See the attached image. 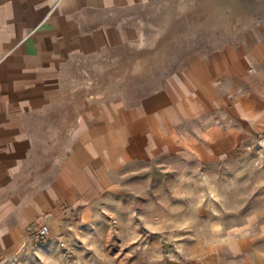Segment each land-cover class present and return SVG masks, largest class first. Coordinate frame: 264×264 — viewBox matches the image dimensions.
<instances>
[{
  "label": "crops",
  "instance_id": "crops-1",
  "mask_svg": "<svg viewBox=\"0 0 264 264\" xmlns=\"http://www.w3.org/2000/svg\"><path fill=\"white\" fill-rule=\"evenodd\" d=\"M154 1L0 0V264L88 223L119 171L187 146L191 119L222 111L262 122L251 80L264 72L263 40L190 54L132 105L71 98L78 58L133 39L135 8ZM234 236L221 253L195 249L194 264H264V232Z\"/></svg>",
  "mask_w": 264,
  "mask_h": 264
},
{
  "label": "rangeland",
  "instance_id": "rangeland-1",
  "mask_svg": "<svg viewBox=\"0 0 264 264\" xmlns=\"http://www.w3.org/2000/svg\"><path fill=\"white\" fill-rule=\"evenodd\" d=\"M134 22L130 41L78 58L71 98L132 105L190 54L264 41V0H155L135 8ZM251 81L264 98V72ZM187 125V146L119 171L88 223L6 264H194L195 249L221 253L238 231L264 232V118L248 126L220 111Z\"/></svg>",
  "mask_w": 264,
  "mask_h": 264
},
{
  "label": "built area",
  "instance_id": "built-area-1",
  "mask_svg": "<svg viewBox=\"0 0 264 264\" xmlns=\"http://www.w3.org/2000/svg\"><path fill=\"white\" fill-rule=\"evenodd\" d=\"M47 234H48V227L46 225H42L41 228L38 229L37 237L40 240H44Z\"/></svg>",
  "mask_w": 264,
  "mask_h": 264
}]
</instances>
